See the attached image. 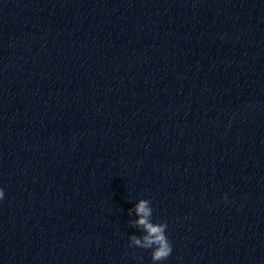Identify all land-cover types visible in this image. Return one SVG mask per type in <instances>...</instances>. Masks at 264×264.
Returning <instances> with one entry per match:
<instances>
[{
    "label": "water",
    "instance_id": "water-1",
    "mask_svg": "<svg viewBox=\"0 0 264 264\" xmlns=\"http://www.w3.org/2000/svg\"><path fill=\"white\" fill-rule=\"evenodd\" d=\"M0 188V264H264V0H0Z\"/></svg>",
    "mask_w": 264,
    "mask_h": 264
},
{
    "label": "clouds",
    "instance_id": "clouds-1",
    "mask_svg": "<svg viewBox=\"0 0 264 264\" xmlns=\"http://www.w3.org/2000/svg\"><path fill=\"white\" fill-rule=\"evenodd\" d=\"M5 197L3 188H0V200ZM227 197H225L226 199ZM132 209L129 210V215L132 214ZM138 219L131 221L133 227L141 230L143 235H131L129 239L130 248L151 249L152 262L158 264L168 259L173 251V245L169 240L166 229L167 222L154 223L152 220L153 209L151 201L147 199H140L134 208ZM138 260L142 262L143 257L138 256Z\"/></svg>",
    "mask_w": 264,
    "mask_h": 264
}]
</instances>
